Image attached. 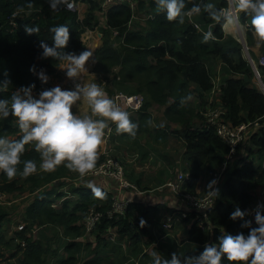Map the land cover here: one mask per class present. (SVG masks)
<instances>
[{"label":"trees","instance_id":"trees-1","mask_svg":"<svg viewBox=\"0 0 264 264\" xmlns=\"http://www.w3.org/2000/svg\"><path fill=\"white\" fill-rule=\"evenodd\" d=\"M33 2V8H25L24 12L13 17V13L19 7L25 6L27 0H0V80L11 81L7 92L0 93V99L9 97L11 92L22 86L35 84L34 94L53 87L49 81L43 84L38 76L29 70L35 66L37 73L39 69H43L46 74H51L59 64V61L53 58H40L42 54L40 42L43 41L49 46L53 44V33L50 31L52 27L57 25L69 27L70 39L63 51L77 54L85 50V46L79 40V34L86 29L99 28L103 41L96 52L97 64L104 62L106 67L116 65L117 69L113 77L117 75L118 79L134 83L133 91L144 92L148 96V100L143 102L141 108L134 113L138 112L140 120L144 121L149 118L150 106H163L167 123L181 125L184 128L182 138L185 145L182 153L186 166L182 167V172L186 174L182 188L185 192L198 195L197 186L202 172L206 171L212 175L225 161L228 151V147L217 136L214 128L204 123L200 112L202 104L196 101L198 95H204L213 88L206 64L209 57H215V60L225 64L233 73L225 79L219 94V102L226 110L225 117L231 125L255 120L261 123L264 118L262 93L253 83L248 84L241 76L244 74L249 77L252 71L242 55L240 44L236 39L225 35L222 29L223 23L213 21L207 13L202 12L191 18L185 17L182 24L178 21L169 22L166 13L157 10L155 0H137L135 13L138 9L144 12V23L143 26L136 27L134 23L133 26L128 27V23L129 25L133 23L131 22L133 18L129 7L124 3L108 6L104 10L103 22H100L97 17L100 3L95 0H87L88 7L82 20L77 18L75 12L66 8L58 12L51 11L47 0H33ZM200 2L201 0H186V5L190 8L194 3ZM203 2L211 3L217 9L228 7V0H203ZM247 19L251 21L250 16L242 13L240 20L247 21ZM193 22L203 28L211 24L216 39L204 42L203 34L196 30ZM26 25L38 26L39 33L27 35L24 30ZM249 28L252 29L251 23ZM111 30H115L117 34L112 35ZM246 39L252 40L250 30L246 32ZM229 40H235L239 45L231 46ZM260 52L264 56V41L261 42ZM259 69L264 75V67L259 66ZM188 93L195 95L194 102L180 106V98ZM165 129L167 128L158 129L159 133L155 134L163 138ZM145 131V128L138 126L136 136L143 135ZM173 132L178 133V130H171V133ZM263 132L264 127L253 128L248 136V142L246 141L253 144V147L248 149L249 153H257L259 161L264 158ZM20 135L15 128L0 123V137L18 139ZM244 141L245 138L236 149L234 159L226 165L223 179L218 186L219 197L216 198L215 204L206 210L208 217L206 224L209 229L201 230L195 222H191L186 230L187 239L195 244V248L181 253L174 250L177 245L175 247L171 245L168 250L161 253L156 249L153 251H157L164 258H170L173 252L180 256H198L206 243H218V238L224 233L235 236L243 232L245 236L248 235L249 230L241 227L242 220L230 219V214L237 207L245 211L252 206L255 191L258 189L249 181L254 180V175L258 169H261V164L253 165L252 161H247L246 156H243ZM21 159L40 162L39 154L32 145L26 146ZM22 166L21 164L19 167L22 169ZM63 175L64 168L61 165L55 171L27 177L30 181L28 192L32 196L23 208L22 222L25 224L12 235L14 239L24 240L26 244L19 255L17 253L20 248L16 244L18 252L8 256L17 258V264H34L33 262L37 260L39 246L26 235L35 223L54 224L56 231L62 229L57 236L61 235L65 239L59 242L58 246H61L66 253L55 255L52 264H69L75 257L71 254V249H79L84 242L79 238L83 234L82 219L90 208L101 215L88 234L93 245L91 258L81 261L80 264H97L98 251L106 247L108 252L104 256L109 264H133L128 261L129 257H138L145 247L149 248L151 243L154 244L156 241L157 244L163 243L161 239L167 231L162 228L160 217H157L162 210L167 209L162 202L151 204L131 199L120 214L114 213L108 217L107 212L114 200L110 191L98 187L97 179L91 178L88 182L74 187L71 191L76 198L69 200L59 191L64 187L63 185L56 189L58 183L56 185L51 183L52 180L60 179ZM20 178L18 175L13 180H9L0 171V191L10 193L21 189L22 186L17 184ZM259 181L264 182V179ZM130 183L135 184V181ZM92 187L99 188L105 194L104 197H95ZM58 199L60 201L56 202ZM7 215L6 208L0 206V223ZM191 218H193L192 214L183 221L189 223ZM141 220L145 222L143 227ZM155 220L159 234L153 230L152 225ZM253 226H255L254 219ZM107 229L114 231L116 235L114 241L108 240ZM59 238L60 236L58 240ZM144 238L146 239L143 240ZM2 240L0 231V242ZM142 241L150 244H144ZM122 243L123 247H121ZM41 248L43 249L42 245ZM157 248L159 249V246ZM153 251L145 252L140 257L139 264H152ZM1 258L0 253V262ZM222 264L229 262L224 259Z\"/></svg>","mask_w":264,"mask_h":264},{"label":"clouds","instance_id":"clouds-1","mask_svg":"<svg viewBox=\"0 0 264 264\" xmlns=\"http://www.w3.org/2000/svg\"><path fill=\"white\" fill-rule=\"evenodd\" d=\"M47 2L53 12L72 6L70 0ZM155 3L158 11L166 13L169 22L178 21L181 24L185 17L204 12L213 21L222 22L223 26L229 27L237 23L236 13H244L251 18L250 22L247 21L251 23L255 36L264 41V0H230L228 9H217L215 5L204 3L203 0L194 3L190 8L187 7L186 0H155ZM33 7V0H27L25 6L19 7L13 13V17L24 12L25 8ZM24 30L29 36L40 31L38 26L30 25H26ZM50 31L53 33V44L49 46L43 41L40 42V58H53L62 63L63 67L60 69L73 81L74 87L68 90L56 85L40 91L37 97L33 95L36 86L31 84L16 89L7 98L0 99V119L6 120L11 116L21 133L18 139L0 137V171L9 180L18 175L27 178L37 172L35 160L21 159L28 145H34V150L40 157L39 168L43 172H52L64 165L83 177L96 167L98 149L103 142L105 129H109V121L115 124L118 134L127 133L135 137L138 130V125L130 119V114L109 98L100 84L77 82L80 81L81 74L86 72L85 65L93 53L87 49L79 54L65 53L63 49L67 47L70 39L69 27L57 25ZM212 39L215 37L211 30L203 33L204 42ZM29 70L43 84L48 83L49 77L43 69L37 73L33 66ZM10 85V80H0V93L7 92ZM193 100L194 96L188 93L180 98V106H186ZM81 101L87 104L90 114L80 115L73 112V106ZM21 164L22 169L19 167ZM217 184L216 179L209 182L207 197H219ZM97 186L106 190L98 185V180ZM91 190L97 198L105 195L99 188L92 187ZM114 190L109 191L112 193ZM249 215L254 217L255 226L253 220L246 219ZM230 219L242 220L241 227L249 230L248 235L245 236L243 232L235 236L224 233L218 238V243H206L198 256H180L173 252L170 258H164L157 251H153L152 264H222L224 259L229 264H264V204H258L251 211H242L237 207L230 214ZM140 223L143 227L145 222L141 220Z\"/></svg>","mask_w":264,"mask_h":264},{"label":"rangeland","instance_id":"rangeland-1","mask_svg":"<svg viewBox=\"0 0 264 264\" xmlns=\"http://www.w3.org/2000/svg\"><path fill=\"white\" fill-rule=\"evenodd\" d=\"M80 4L79 13L76 14V16L82 20L84 17L83 12H85L86 8L88 7L87 0H75ZM97 3H100V1L95 0ZM83 3V4H82ZM99 11H101L99 9ZM135 13V12H134ZM144 17L145 14L142 10L138 9L137 12L134 14L133 20H131L130 26H133L135 23V26H143L144 23ZM102 32L99 28L95 27L93 29H86L83 32L79 34V40L83 43L85 46V50H90L93 53L92 58L89 60V62L85 65L86 72L81 74L80 81L77 82H88V83H98L101 85V87L105 90V92L108 94L109 98L114 97L115 94L121 93L124 95L129 94H142L143 95V102L145 103L148 100V96L144 92H137L133 91L134 83L123 81L121 79H118V76L114 75L116 73L117 66L113 65L111 67H106L104 62H101L97 64V56L96 52L97 49L102 45L103 38L101 37ZM239 43V42H238ZM235 40H229V44L231 46H238V44ZM253 57V55H252ZM254 58V57H253ZM208 67V72L211 77L212 83H213V94H216L220 91L221 86L223 85L226 78L230 77L233 73L228 69V67L215 60V57H209L208 61L206 62ZM63 67L62 63H59L56 67V69L51 73L47 74L49 77L50 84L54 87L56 85H59L62 89H68L71 90L74 87V83L72 80H69L66 77L65 71L60 69ZM41 69H39L40 71ZM38 71V72H39ZM261 72V71H260ZM247 77L244 74H241V76L247 81L248 84L252 85V83L255 85L256 79L252 75ZM262 74V73H261ZM235 75V74H234ZM263 75V74H262ZM264 76V75H263ZM34 96L38 97V94H34ZM195 96V95H194ZM208 93L204 95H198L197 96V102L202 104L200 108V112L204 110L206 106L209 105L208 102ZM217 100L216 97H213ZM195 101V102H196ZM194 102V101H193ZM220 103L219 101L215 102L214 104ZM126 111V110H125ZM73 112L78 113L80 115H86L90 114V109L88 108L87 104L85 102H78L77 105L73 106ZM149 112V118L141 121L140 120V114L134 113V112H128L130 114V119L136 123L139 127L145 128L146 131L143 135L131 137L127 133H120L118 134L116 132V126L115 124L108 122L109 129H105V136L103 138V142L100 145L98 149V159L96 162V165L100 163L104 158L106 157H114L117 162L122 166L124 171V176L127 178V181L133 182L136 180V178H139L141 176H151L156 172L158 168H160L162 161H165L167 158L163 154L172 153L174 152L176 158H179V165L180 168L186 166L185 165V157L183 155L184 150V141L182 138V133L184 128L179 125L177 126V132L171 133V130L175 129V127H171L170 123H167L168 121L164 118V107L163 106H157L152 105L148 108ZM151 121V123H149ZM0 123L8 124L11 128H15L19 134V129L16 125L15 120L10 116L8 119H0ZM172 125V124H171ZM258 126L264 127V118L262 119L261 123L258 121ZM252 128V125L250 126ZM161 130L163 128H167L163 131L164 135L159 136L155 133H159L157 130ZM251 128L248 130L245 143L242 144L243 148V156H246L247 161H252L253 165L261 164L263 159L259 161L258 154H250L249 150L253 147V144L251 142L247 143L248 136L251 133ZM264 136V132H263ZM8 138V136H6ZM161 137V138H160ZM247 141V142H246ZM34 147V145H32ZM167 161V160H166ZM39 163H37V172L31 176H35L38 174H42L43 171L39 168ZM64 168V175L60 179H54L51 181L52 184L57 186L63 185L59 191L62 193L63 196L68 198L69 200H74L76 196L72 193V189L74 187H77L79 185H82L86 183L88 180H90L91 177L89 174L81 177L78 173L72 172L68 170L64 165H62ZM176 169H180L178 167V164H175ZM184 175L186 173L182 172ZM209 173L206 171L202 172V176L200 178V181L198 185L200 186V189H198L197 192L199 196L207 195L206 192L208 191V184L210 182ZM97 179V178H94ZM260 179H264V171L261 169H258L257 173L254 175V180L249 181V183L253 184L256 188L264 189V182L259 181ZM258 181V182H257ZM60 182V183H59ZM29 183L30 181L27 180V178H20L18 180L19 185L22 186L21 189H16L10 193H4L0 191L1 199H0V206L5 207L7 210L8 215L6 218H4L0 223V231L3 236L2 242H0V253L2 254V260L0 264H17V258H9L8 256L12 254L13 252H18V247L20 248L19 255L24 247H25V241L14 239L12 237L13 232L17 231V226L25 224V222H22V213L25 203L31 198L32 194L28 192L29 190ZM144 184V183H143ZM154 191L141 194H136L137 199H141L143 203H149V201H153V203H163L167 208L169 209H175L177 206H182L180 204H177L175 200L166 192H161L159 189L153 188ZM124 194H121L120 198L118 200H121V198H124ZM60 199H58L56 202H59ZM159 218V217H158ZM161 218V217H160ZM159 218V221H160ZM157 220V219H156ZM152 225L154 232L156 234H159L156 221ZM159 223V222H158ZM191 221L189 223H186L184 221L179 222L175 225L173 230L167 231L164 237L161 239L163 242H159L157 245L153 243H146L144 241V244L149 245V249L145 247L147 252H152L153 250H159L166 251L168 250L171 245H174V250L176 252H185L190 251L195 248V244L190 242L187 239V233L186 230L189 227ZM61 229V228H60ZM62 229L59 231L55 229L54 224H36L32 226L28 233L26 234L29 236L33 243H35L37 246H39V249L36 254L37 260L34 261V264H52L54 262L55 255L60 256L64 253V250L61 248V246H58L59 242H61L63 238L61 235L57 236V233H61ZM153 232V233H154ZM64 233V232H63ZM90 233V232H89ZM88 233V234H89ZM84 234V232H83ZM88 234H84L85 236H82V240L86 243H82L79 249L72 248L71 254L74 257V260L70 261L69 264H80L83 260H90L91 258V250L93 245L90 243L92 240ZM54 236L56 238H54ZM60 236L59 240L58 237ZM144 238L143 240H145ZM183 239V241H182ZM5 242V243H4ZM152 242V241H151ZM18 244V247L15 245ZM91 244V245H90ZM161 244V245H159ZM41 245L43 249L41 248ZM123 246V243H122ZM146 246V245H144ZM108 252V248H103V250L98 251V256L96 262L97 264H109L107 261V258L104 256V254ZM16 255V256H17ZM94 256V255H93ZM108 256V255H107ZM58 258V257H57ZM94 258V257H93Z\"/></svg>","mask_w":264,"mask_h":264},{"label":"built area","instance_id":"built-area-1","mask_svg":"<svg viewBox=\"0 0 264 264\" xmlns=\"http://www.w3.org/2000/svg\"><path fill=\"white\" fill-rule=\"evenodd\" d=\"M99 1H100L101 11L97 12L98 15L97 17L100 22H103L104 10L108 6L118 3L126 4L131 11V18H134V14H135L134 12L136 11L137 8V0H99ZM229 2L230 0H228V7H229ZM70 3L72 6L66 9L71 12H75L76 14L79 13V8H80L79 3L81 2L70 0ZM228 7L223 9H228ZM236 16L238 17L237 25L240 28L245 29V31H247L250 27V23L248 21H241L239 13H236ZM193 25L196 28V30L201 34L209 30L212 31L211 24L207 25L206 28H203L202 26H200L198 23L195 22H193ZM127 26L130 27L129 23L127 24ZM222 29H223V25H222ZM111 34L115 35L117 34V32L115 30H111ZM245 35L246 34L244 33L243 35L240 34L237 37V41L240 43L242 55L250 65L253 76L256 79L255 86L258 88V90L262 93L264 97V77L261 75L259 69V66L264 67V56H262L259 60H255L251 57ZM207 93L209 97L208 98L209 105L206 106L204 110L201 112L204 119V123L209 127H213L217 136L228 147V151L225 155V161L221 164L219 168H217L214 171V173L211 175L210 178V181L213 179L218 180V184H217L218 187L223 179V173L226 169L227 163L234 159L236 155V149L238 148L239 144H241L242 140L246 138L247 132L251 128L250 126L252 125L251 130L253 128H256L258 126V121L257 120L248 121L236 125L234 124L231 125V123L225 117L226 110L221 106L220 103L214 104L215 102L219 101L220 91L217 92L216 94H213V88H212ZM213 97H216L217 100L214 99ZM143 99H144L143 95L139 93L129 94V95L118 93L115 94L113 97V100L118 104V106H120L123 110H126L127 112H135L139 110L143 104L144 101ZM261 170L264 171V159L261 163ZM88 174L93 178H97L98 185L106 188V191H109V188H107L104 182L109 180L110 182L113 183L115 189L114 191H121V192L128 191L130 193V197H133L136 194L143 193L142 191L138 190L133 183L127 181V179L124 177V171L122 166L119 164V162H117V160L114 157L104 158L100 163L96 165L95 169ZM184 178L185 177L182 173H178L174 179L166 180L163 184H161L158 187L160 191L169 192V194H171L174 198L179 199L180 202H183L188 206L187 210L178 209L166 213L164 215V218L160 221V224L164 230L170 231L173 230L174 226L177 223L182 222L185 218H187L190 214H192L193 218H191V222H195V224L201 230L209 229L208 225L206 224L208 220L206 210L215 204L216 198L215 197L209 198L207 197V195H203V196L193 195L188 192H185L182 188ZM0 199H1V195H0ZM129 200H130L129 197H124L122 200H118L116 199V197H114L112 206L110 210L107 212L108 217H111V215L114 213L120 214L122 212L123 207ZM258 204H264V189H259V188L256 189L252 206L247 211H251ZM100 215L101 214L98 211L94 210L93 208H90L85 212L82 219L84 234H88L91 231L94 224L98 221ZM246 219L253 220L254 217L252 215H249L246 217ZM21 227L22 225H19L17 226V229H20ZM84 234H82V236H85ZM82 236L79 238H82ZM106 236L110 241H114L116 237L114 231H112L111 229L106 230ZM154 244L156 245L157 241ZM121 247H123L122 244ZM145 252H147V250L144 248L138 257L135 258L129 257L128 261L133 262V264H139L140 257Z\"/></svg>","mask_w":264,"mask_h":264},{"label":"crops","instance_id":"crops-1","mask_svg":"<svg viewBox=\"0 0 264 264\" xmlns=\"http://www.w3.org/2000/svg\"><path fill=\"white\" fill-rule=\"evenodd\" d=\"M84 14V12L82 13ZM241 14L242 13H239V16L241 17ZM249 22H250V19H247ZM249 31V30H248ZM223 32L225 35H229L231 36L233 39H236L237 40V37L243 33L246 34L247 31H245V29H242L240 28L237 23L233 26H229V27H225L223 26ZM250 32H251V35H252V40L251 41H247V45H248V48H249V51H250V54H251V57L253 55L254 59L255 60H259L261 57H262V54L260 52V47H261V42L254 34V31L252 29H250ZM246 37V35H245ZM252 57V58H253ZM170 126L173 128L175 127V125H171ZM175 129H177V126L175 127ZM164 155H167L165 157L167 158H164L166 159L165 161H162L163 164L161 163V166L160 168L156 169L157 171L154 172L153 175L151 176H141L139 178H136L135 180V186L138 190L142 191L143 193H145L146 191L148 192H152L154 191L153 188H156L158 189V187L163 184V182H165L166 180H169V179H174V177L178 174V173H181L182 171V168H180V161H179V158H176L174 152L172 153H168L167 154H163V157ZM178 164V167L180 169H176L175 167V164ZM88 182V181H87ZM144 183V184H143ZM104 184L107 186V188H109L110 191L114 190V186H113V183L110 182L109 180H107L106 182H104ZM200 189V186L198 185L197 186V190ZM161 192H166V191H161ZM198 192V191H197ZM199 193V192H198ZM112 194L114 195V197H116V199H119L121 194H124L125 196L124 197H129L130 200L131 199H136V200H140L142 201L141 199H137V195L133 196V197H130V193L128 191H124V192H121V191H114L112 192ZM166 194L170 195L168 192H166ZM171 196V195H170ZM175 202L177 204H180L182 206H177L175 207V209H165V210H162L160 212V214L157 216V217H161L160 220H162L164 218V215L170 211H173V210H178V209H185L187 210L188 209V206L186 204H184L183 202H180L179 199L177 198H174L173 196H171ZM123 198H121L122 200ZM149 203L153 204V201H149ZM157 203V202H155Z\"/></svg>","mask_w":264,"mask_h":264}]
</instances>
